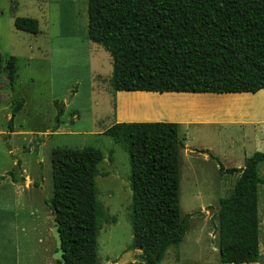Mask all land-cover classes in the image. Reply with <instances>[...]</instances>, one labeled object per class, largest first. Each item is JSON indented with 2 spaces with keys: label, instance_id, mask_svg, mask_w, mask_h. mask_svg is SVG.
Masks as SVG:
<instances>
[{
  "label": "trees",
  "instance_id": "1",
  "mask_svg": "<svg viewBox=\"0 0 264 264\" xmlns=\"http://www.w3.org/2000/svg\"><path fill=\"white\" fill-rule=\"evenodd\" d=\"M87 39L112 60L113 92L193 94L256 93L264 90V0H87ZM17 30L36 35L38 20L16 17ZM1 73L12 86L16 59ZM1 88V87H0ZM24 102L11 110L9 131ZM128 155L131 189V249L159 264L178 246L193 214L180 215L179 150L184 147L178 124L166 121L116 122L103 132ZM232 192L220 199L216 215L222 263L259 260L258 167L264 147L246 158ZM103 153L92 146L51 150L53 194L46 199L59 224L66 264H97V236L106 220L98 199L96 176ZM16 169L13 182L23 181ZM34 185H37L34 182ZM203 216L202 213H197ZM57 264H60L56 261Z\"/></svg>",
  "mask_w": 264,
  "mask_h": 264
},
{
  "label": "rangeland",
  "instance_id": "2",
  "mask_svg": "<svg viewBox=\"0 0 264 264\" xmlns=\"http://www.w3.org/2000/svg\"><path fill=\"white\" fill-rule=\"evenodd\" d=\"M16 17H36L39 33L33 35L17 30L13 24ZM87 22V0H0L1 64L4 66L6 60L13 56L16 59L17 73L12 86L8 83L6 75L1 73L0 171L15 170L13 161L16 159L21 168H26L35 175L37 185H33L38 188V194L42 197L41 205L35 213V259L36 264H49L48 245L40 243L39 240L44 238L49 227L53 228L52 210L46 204V199L53 194L51 150L54 147L85 146L99 149L104 155V160L98 164L99 173L95 180L98 199L107 218L102 222L97 236V264H144L141 251L130 248L132 193L128 155L103 132L116 122H148L140 117L145 110V117L156 119L154 121L182 122L179 134L185 136L187 147L205 143L212 150L211 153L220 154L224 147L233 144L236 157L228 159L226 154L220 156V163L224 167L243 165L241 151H245L246 157L256 151L254 143L257 134L252 123V114L247 115L243 110L238 112L231 109L232 112H227L206 108L194 115L175 107V114H185L183 117L176 114L177 117L174 118L177 119H174L166 116V113L172 111L168 109L169 106H159V103L156 105L159 108L155 109H158V114L162 115L160 116L155 115L157 111H151L153 106L144 104L142 108L132 106L125 109L126 113L133 114L134 117L121 120L120 115L124 110L119 109V99L126 95H135L136 92L111 90V56L101 46L87 39ZM257 93L255 96L249 94L250 100H247L246 105H252L250 101L261 100L262 97L259 98ZM152 95L154 97H150V102L154 105L157 100L178 102L179 99L193 94ZM232 95L211 94L202 97L218 98L209 100L213 103L220 101L219 99L222 102L224 98ZM20 100H23L24 104L16 114L13 132H10L11 110ZM137 100L145 99L139 96ZM220 102H217L216 109H220L217 107L220 104L224 106L225 100ZM262 102L264 105V101ZM263 105L262 108H254L263 110ZM260 110L256 112L259 113L262 111ZM134 118L141 120H133ZM16 131L30 134H13ZM245 141L246 146L241 149ZM187 147L180 150L179 159L180 215L182 218L187 213L193 216L189 220V227L181 244L168 248L159 264H226L221 262L217 250L216 212L219 205L216 196L219 199L225 198L230 190L220 189L217 179L222 175L220 176L216 169L215 161H204L202 157L193 160L185 152ZM19 173L20 170L17 175ZM260 175L264 178V164L260 167ZM259 191L258 263L264 264L263 185H260ZM38 200L40 198L36 199V204ZM197 213H202L203 216L200 217Z\"/></svg>",
  "mask_w": 264,
  "mask_h": 264
},
{
  "label": "crops",
  "instance_id": "3",
  "mask_svg": "<svg viewBox=\"0 0 264 264\" xmlns=\"http://www.w3.org/2000/svg\"><path fill=\"white\" fill-rule=\"evenodd\" d=\"M37 19L36 17H34ZM15 19V18H14ZM13 19V22H14ZM40 31V30H39ZM2 83V82H1ZM1 92V88H0ZM155 92H139L137 91L135 95H130L129 97L126 95L123 98H120V110H124V113L120 115L121 120H124L123 118H133V114H129L125 112V109L128 107L135 106L136 108H142L144 104H148L150 106H153L151 111H157L158 109H155L157 107L156 105L161 102V100H157L155 104L153 105L150 101V97H154L152 94ZM257 93V92H256ZM256 93H238L233 94L232 97H228L231 99H238L247 101L250 100L249 94ZM159 94H165V93H159ZM175 95L178 93H174ZM183 94H193V93H183ZM1 95V94H0ZM195 96L202 97L204 95H211L210 93H204V94H193ZM191 95V96H193ZM212 95H224V94H212ZM141 96L144 98V101H138L137 98ZM190 96V95H189ZM233 96H240V97H233ZM257 96H264V90H260L257 93ZM206 97V96H205ZM248 97V98H247ZM204 98V97H203ZM263 98V97H262ZM208 99V98H207ZM210 98L209 100H211ZM218 99V98H214ZM0 97V101H1ZM230 100V99H229ZM254 100V99H252ZM142 104V105H140ZM246 104H243V111H246L245 113L248 115L253 112L252 116V123H254V130L256 131L257 137L256 141L254 143V146L256 147V151H262L264 147V107L261 111L262 113H258L260 116H257V112L254 115V110H252L250 113V110H245V108L250 109V105L245 106ZM245 107V108H244ZM255 106L252 105L251 108H254ZM159 108V107H157ZM241 108H237L238 110ZM165 110V109H161ZM235 110V109H234ZM144 113H141L140 117L143 118L142 120L146 121H154L156 119H151L146 116L145 110H143ZM150 111V112H151ZM171 112L175 113L176 111L172 110ZM184 112V111H183ZM228 112V111H227ZM152 113V112H151ZM170 113V112H168ZM167 113V114H168ZM149 114V112H148ZM155 115H160L155 113ZM133 116V117H132ZM162 116V115H160ZM174 117H177L176 114H173ZM172 117V118H174ZM158 119V118H157ZM161 119V118H160ZM177 119V118H175ZM133 120H141L134 118ZM178 124V131H180L181 123L175 122ZM214 123H219V121H214ZM30 132H21L16 131L13 134H25ZM180 135V134H179ZM184 139L183 141V148H186L187 145L185 144V136H180ZM247 141H245V144L243 143L241 145V149H243L246 146ZM181 148V149H183ZM188 149L185 150V152L189 155V157L193 160H197V158H203L204 161H208L211 159L210 155L216 157L220 161V156L226 154V157L234 158L235 155V146L232 144L230 146H226L222 149V152L220 154L217 153H211L212 151L210 147H208L205 143H199L194 144L191 147H187ZM180 149V150H181ZM180 150H179V159H180ZM206 150L207 153H200L199 151ZM245 151H241V158L243 159V162H245L246 155L244 153ZM254 152V153H255ZM239 156V155H238ZM251 156V155H250ZM246 157V158H245ZM17 160L14 159L13 165H16ZM236 163V161H234ZM216 169L219 171L220 176L218 177V185L220 186V189L223 188L224 190H230L229 194L232 192L234 185L237 181L238 175L233 174H221L219 170V165L216 163ZM262 163L258 167V172L260 175V167L263 165ZM243 165H237V166H228L225 168H241ZM218 167V168H217ZM20 173L19 176L22 177L23 181L13 182L12 179L6 175V173L10 170L0 171V264H36L35 259V234L36 231V220H35V213L38 211V206L41 205L42 197L40 194H38L37 187H34V182L36 181V177L33 173L26 170V168L20 167ZM179 172H180V164H179ZM230 177H233L230 179ZM260 177H262L260 175ZM263 178V177H262ZM260 185H258V197H259V189ZM264 186V185H263ZM40 198L36 204V199ZM222 199V198H221ZM216 200L219 201L220 199L217 198ZM215 201V200H214ZM214 201H211L213 203ZM210 203V202H209ZM209 203L207 205H209ZM204 204V205H206ZM219 208V206H218ZM52 216V212H51ZM53 219V216H52ZM218 219V216H217ZM218 226H219V219H218ZM52 228L49 227L44 235V238H41L39 240L40 243L44 242L46 245H48V252L50 255V263L49 264H57L56 260L54 259V252L56 251L54 239L51 233ZM183 241V240H182ZM181 244V243H180ZM217 250H219V237H218V244H217ZM259 250H260V244H259ZM141 251V250H140ZM252 264H259L258 262L252 263Z\"/></svg>",
  "mask_w": 264,
  "mask_h": 264
},
{
  "label": "bare ground",
  "instance_id": "4",
  "mask_svg": "<svg viewBox=\"0 0 264 264\" xmlns=\"http://www.w3.org/2000/svg\"><path fill=\"white\" fill-rule=\"evenodd\" d=\"M263 98H261V97H259V98H261V100H259L258 101V99L256 100V101H250L251 102V104L252 105H254V104H256V105H254L255 107L256 106H259V107H261L262 108V106L261 105H263L262 103V101H264V96H262ZM209 99L210 98H203V97H199V96H186V97H184V98H181V99H179L178 100V102H175V101H173V100H168V99H165L164 101H161L158 105L159 106H169L168 107V109H170V110H175L176 108L175 107H177V109H180L181 111H186V113L187 112H189V114H196V113H198L199 111H203V109H206V108H208L209 110H224V111H231L232 112V110L231 109H236V110H234V111H238V112H241L242 110H244V109H237V108H241L242 106H243V104H246V102L247 101H243V100H238V99H231V98H224L223 100H225V103H223L224 104V106L222 105V104H220V103H222L223 102V100H222V102H220L221 101V99H219L220 101H215V102H213L212 103V101L214 100V98L213 99H211L212 101H209ZM230 99V100H229ZM215 100H218V99H215ZM249 101V100H248ZM217 102H220L219 104L221 105H219V106H217V107H220V109L218 108V109H216L215 108V106H216V104H218ZM256 102H259V103H256ZM254 103V104H253ZM248 105H250V104H247V105H245V106H248ZM252 105H250V109H248V108H245V110L247 109V110H250V112H251V110H254L255 112L257 111H259L260 109L258 108V109H253V108H251L252 107ZM223 106V107H222ZM241 106V107H240ZM264 106V105H263ZM175 108V109H174ZM243 108V107H242ZM262 110V109H261ZM260 110V111H261ZM175 111H177V110H175ZM255 112H254V115H255ZM243 113V112H242ZM259 113H261V112H259ZM173 114H175V113H173V112H170V113H166V116L167 117H174L173 116ZM177 115L178 114H181L182 115V117L184 116L183 114H185V113H176ZM250 114H252L253 115V112L252 113H250ZM258 114V113H257ZM238 115V114H237ZM179 117V116H178ZM186 118H187V116H185ZM190 117H192V118H194V116H189V118ZM181 118V116L179 117V119ZM175 119V118H174ZM185 119V118H184ZM195 119H196V117H195ZM216 119V118H215ZM186 120V119H185Z\"/></svg>",
  "mask_w": 264,
  "mask_h": 264
},
{
  "label": "water",
  "instance_id": "5",
  "mask_svg": "<svg viewBox=\"0 0 264 264\" xmlns=\"http://www.w3.org/2000/svg\"><path fill=\"white\" fill-rule=\"evenodd\" d=\"M199 152L204 153V154L207 153L206 150H201ZM52 224H53L52 236L55 240V247H56V251L54 253V259L56 261H58L60 264H66L65 259H64V252L65 251L62 247V238H61L60 232H59V224L54 218L52 219ZM142 260H143L144 264H151V263L145 261L144 257H142Z\"/></svg>",
  "mask_w": 264,
  "mask_h": 264
}]
</instances>
